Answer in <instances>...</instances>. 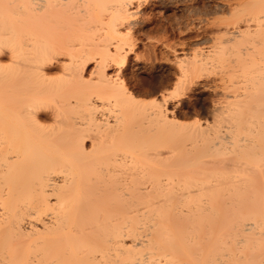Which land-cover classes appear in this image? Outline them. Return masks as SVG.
Segmentation results:
<instances>
[{"label": "bare ground", "instance_id": "obj_1", "mask_svg": "<svg viewBox=\"0 0 264 264\" xmlns=\"http://www.w3.org/2000/svg\"><path fill=\"white\" fill-rule=\"evenodd\" d=\"M134 1L0 0V264H264V0L163 64Z\"/></svg>", "mask_w": 264, "mask_h": 264}, {"label": "rangeland", "instance_id": "obj_2", "mask_svg": "<svg viewBox=\"0 0 264 264\" xmlns=\"http://www.w3.org/2000/svg\"><path fill=\"white\" fill-rule=\"evenodd\" d=\"M252 1L135 0L133 8L136 9V14L130 23L135 53L148 58L157 56V61L162 63L168 55L192 57L210 50L214 44L231 45L232 42L227 40L230 31L238 27L244 28L247 22L255 24V21L247 20L254 14L249 9ZM237 10L243 12L239 15L240 19H236ZM135 63V54H132L131 69L137 67ZM114 69L109 71L114 72ZM131 83L138 90L152 88L154 79L150 69L134 76ZM173 88L170 87V90ZM144 97L149 99L150 96ZM202 117L203 115H190L181 119L190 125Z\"/></svg>", "mask_w": 264, "mask_h": 264}]
</instances>
